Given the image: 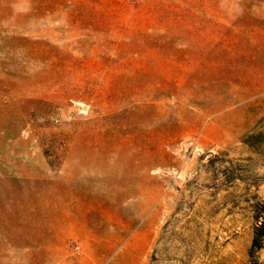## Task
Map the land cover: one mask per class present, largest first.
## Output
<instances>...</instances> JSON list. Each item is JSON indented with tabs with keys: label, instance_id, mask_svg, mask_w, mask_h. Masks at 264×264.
<instances>
[{
	"label": "rangeland",
	"instance_id": "1",
	"mask_svg": "<svg viewBox=\"0 0 264 264\" xmlns=\"http://www.w3.org/2000/svg\"><path fill=\"white\" fill-rule=\"evenodd\" d=\"M0 264H264V0H0Z\"/></svg>",
	"mask_w": 264,
	"mask_h": 264
},
{
	"label": "trees",
	"instance_id": "2",
	"mask_svg": "<svg viewBox=\"0 0 264 264\" xmlns=\"http://www.w3.org/2000/svg\"><path fill=\"white\" fill-rule=\"evenodd\" d=\"M259 241V244L257 245L258 247H260L261 246V243H262V240L261 239H254V243H256V242H258Z\"/></svg>",
	"mask_w": 264,
	"mask_h": 264
}]
</instances>
